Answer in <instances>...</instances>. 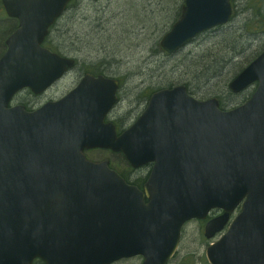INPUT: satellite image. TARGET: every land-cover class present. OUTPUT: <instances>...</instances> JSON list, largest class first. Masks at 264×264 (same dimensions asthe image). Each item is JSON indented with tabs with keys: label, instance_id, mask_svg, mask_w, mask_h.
I'll return each instance as SVG.
<instances>
[{
	"label": "water",
	"instance_id": "water-1",
	"mask_svg": "<svg viewBox=\"0 0 264 264\" xmlns=\"http://www.w3.org/2000/svg\"><path fill=\"white\" fill-rule=\"evenodd\" d=\"M69 1L1 0L18 27L0 57V264H112L135 256L164 264L186 221L222 208L206 227L211 238L244 197L245 238L235 246L229 229L207 249V260L264 264V52L229 84L235 94L255 81L258 87L228 112L216 99L199 102L177 86L152 94L117 135L104 119L117 102L118 82L90 74L32 112L9 106L20 90L41 94L73 67L41 46ZM229 1L184 0L161 48L172 53L226 23ZM91 149L121 153L132 169L152 164L143 191L107 160L88 161L82 152Z\"/></svg>",
	"mask_w": 264,
	"mask_h": 264
},
{
	"label": "rangeland",
	"instance_id": "rangeland-1",
	"mask_svg": "<svg viewBox=\"0 0 264 264\" xmlns=\"http://www.w3.org/2000/svg\"><path fill=\"white\" fill-rule=\"evenodd\" d=\"M183 1L74 0L53 27L50 39L58 46L60 55L76 60L75 68L43 95L34 96L29 90L20 92L12 105L23 104L32 109L57 100L72 90L89 71H98L119 81V102L108 119L116 121L121 129L132 124L142 113L153 92L176 85L186 86L190 95L198 100L215 97L224 109L244 102L253 93L255 85L235 97L229 95L227 85L264 50V30L260 28L264 22V0H233L231 22L201 34L180 51L166 55L157 45L179 18ZM4 35L1 39H5ZM97 37H103V40ZM0 42L2 45L3 41ZM3 49L4 46L0 51ZM118 52L123 57L115 56ZM100 60L106 64H98ZM198 62L203 65L195 71ZM221 62L224 65L216 78L218 84L202 87L196 81V74L204 72L210 64ZM84 154L94 162L108 160L133 182L142 183L150 170V166H145L133 171L122 156L106 150H88ZM196 230L194 223L184 228L182 253L193 247L190 241L197 235ZM118 264H139V261L133 259Z\"/></svg>",
	"mask_w": 264,
	"mask_h": 264
},
{
	"label": "flooded vegetation",
	"instance_id": "flooded-vegetation-1",
	"mask_svg": "<svg viewBox=\"0 0 264 264\" xmlns=\"http://www.w3.org/2000/svg\"><path fill=\"white\" fill-rule=\"evenodd\" d=\"M144 182L141 184V186L144 184ZM242 203L243 201L232 209L229 215L228 222L223 228V231L214 236L212 240H208L205 238V227L209 222L216 220L223 215V211L221 209L211 210L204 220L192 221L190 224L194 223L197 226V235L190 241L193 247H190L189 249L186 248L184 253L178 250L166 264H202L206 261L205 255L207 247L216 242L221 237V235L224 234L226 230L231 226H234L235 229V242H238L243 235L242 233L246 229V223L244 220H242L241 222L237 221L238 215L241 212ZM182 240L183 237L181 236L180 244ZM141 263L142 260L139 259V264Z\"/></svg>",
	"mask_w": 264,
	"mask_h": 264
},
{
	"label": "trees",
	"instance_id": "trees-1",
	"mask_svg": "<svg viewBox=\"0 0 264 264\" xmlns=\"http://www.w3.org/2000/svg\"><path fill=\"white\" fill-rule=\"evenodd\" d=\"M180 12H181V10H179L178 17L180 15ZM0 14H2V11L1 10H0ZM1 16H3V15H0V21H2L4 23H0V41L1 40L3 41V39H1L2 36H3V34H5L4 37L7 36L14 29L15 24H13L14 22L8 21L4 17H1ZM97 38L103 40V37H97ZM2 46H4V41H3L2 45H1V42H0V48H2ZM44 46L47 47V48H49L50 50L58 53V46H56V45L53 44V41H52V39H50V37H48L44 41ZM157 46L159 47V44ZM55 47H57V48H55ZM144 49H145V51L147 50V48H144ZM158 49L160 50V47ZM101 50L103 52L105 51V49H103V48H101ZM2 52H3V50L0 51V55L2 54ZM115 56H117L118 58H120V57H123V54H121L120 52H118V53L115 54ZM110 59L111 60H114V57H109V60ZM98 64L105 65L106 63H105V61L100 60V61H98ZM199 65H203V64H201L199 62L197 64L195 63V71L198 69ZM223 65H224L223 62H221V63H214V65L213 64H210L209 66L206 67V70H204V72H200L201 74H198V75L196 74V77H197L196 81L198 83L200 82V84H201L202 87L214 86V85L216 86L218 84V81H217L216 78L223 71L222 70L223 69ZM89 73H92L93 75H102V73L101 72H98V71H89ZM196 73H198V72H196ZM205 75H206V77H205ZM229 95L232 96V97H235V95H231V94H229ZM113 169L116 170L123 178H126V174L124 172L118 171L116 168H113ZM35 264H40V263L39 262H35Z\"/></svg>",
	"mask_w": 264,
	"mask_h": 264
},
{
	"label": "bare ground",
	"instance_id": "bare-ground-1",
	"mask_svg": "<svg viewBox=\"0 0 264 264\" xmlns=\"http://www.w3.org/2000/svg\"><path fill=\"white\" fill-rule=\"evenodd\" d=\"M86 35V37H87V34H85ZM76 61V60H75Z\"/></svg>",
	"mask_w": 264,
	"mask_h": 264
}]
</instances>
